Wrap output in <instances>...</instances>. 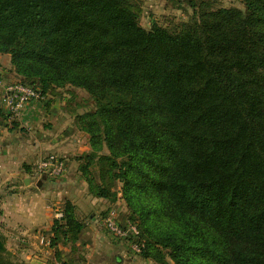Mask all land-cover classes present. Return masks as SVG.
<instances>
[{
	"label": "trees",
	"instance_id": "1",
	"mask_svg": "<svg viewBox=\"0 0 264 264\" xmlns=\"http://www.w3.org/2000/svg\"><path fill=\"white\" fill-rule=\"evenodd\" d=\"M241 1L187 0L188 22L146 31L134 0H0V55L19 82L45 96L49 69L84 71L72 81L95 109L79 126L110 152L91 194L113 202L122 184L157 264H264V0ZM74 214L66 203L51 247L75 243Z\"/></svg>",
	"mask_w": 264,
	"mask_h": 264
},
{
	"label": "rangeland",
	"instance_id": "2",
	"mask_svg": "<svg viewBox=\"0 0 264 264\" xmlns=\"http://www.w3.org/2000/svg\"><path fill=\"white\" fill-rule=\"evenodd\" d=\"M210 4V10H217L220 8L226 9H238L242 13L245 12V6L241 0H204ZM135 4L139 8V24L140 26L149 31L153 25H157L161 28H166L168 30L176 29L180 23H186L190 20L192 16V9L187 5V0H134ZM11 66V64H10ZM44 66L33 64L31 69L35 72L42 71ZM49 71L53 75V81L51 82L50 89L45 95L44 100L39 101L44 107L43 114L50 115L52 104L56 105L55 114L62 115L64 121L62 124L55 123V125L48 124L49 131L54 132L52 138H57V143H64L66 146V154L63 155L54 145L46 144L44 154L40 157L38 162L48 155H56L66 163V168L70 166L73 162L74 168L70 171L67 169L66 174L61 178L53 177H43L36 174L38 162L32 165L28 169L27 177L31 181V189L33 191L40 190L38 187V181L43 178L49 180L63 179L67 176L68 171L70 172V177H72V183L77 185L75 189L72 190V202L70 200L61 201L60 205L52 208L53 220L56 213H63L66 203L73 205L74 207V217L82 228L78 231H74L75 243L66 242L62 240V237L57 240L55 246H44L41 249L45 259L39 263L37 261H31V258H26L27 254L22 253L20 247L16 245L12 247L8 244L9 238V228L7 224L4 223L3 217L0 215V264H87V255L94 251V241L100 240H111L114 238L104 227L103 221L109 211H115L117 215V221L119 222L123 231H129L131 228H135L139 233L137 227V216L133 214L131 208L128 206V199L124 197L122 191V184L120 182H114L111 184V190L116 194L115 200L107 201L100 199L91 194L90 182L93 185L101 184L102 181L108 183L107 175L104 170L107 167V163L101 157L109 156V149L102 145L100 151L93 153L92 146L90 143L89 134L82 131L79 126V116L84 113L92 112L95 109V104L91 99L90 95L82 88L77 86L73 81L72 77L83 75L84 71H78L76 69L69 68L65 70V73H59L57 71ZM4 82L9 83L12 81H21L24 78L19 75L11 66L9 73L5 75ZM8 80L9 82L5 81ZM37 77L33 78L32 81H36ZM17 120H11L8 116L2 113L0 110V122L3 128L13 131L12 125L19 124ZM82 123V122H81ZM53 127V130H52ZM18 132V131H17ZM20 134H28V132L19 130ZM24 137V135L22 136ZM73 147V148H72ZM74 149V150H72ZM92 154L91 159H86L87 155ZM89 163V166L86 164ZM21 184V182H20ZM74 200H81L82 209L79 210L77 204H74ZM149 200V195L146 192L133 193L131 196V201L144 204ZM1 206V203H0ZM62 221V220H61ZM91 221H95L90 224ZM88 224V225H87ZM69 236V234L67 235ZM46 237V236H44ZM110 237V238H109ZM52 238V237H51ZM49 240L50 244V239ZM72 238V235H70ZM68 239V237H67ZM139 239V238H138ZM122 241V240H121ZM19 244L23 243L18 240ZM80 243V246L78 245ZM130 249V241H122ZM58 244L63 245H74L73 255L71 258H67L66 262H62V256L57 249ZM90 245V247H86ZM72 249V248H71ZM33 252V251H32ZM131 252V251H130ZM132 253V252H131ZM136 257L138 259V264H157L151 259L143 258L140 253L133 254L131 257ZM52 257H54L52 259ZM164 264H173L168 257L164 259Z\"/></svg>",
	"mask_w": 264,
	"mask_h": 264
},
{
	"label": "crops",
	"instance_id": "3",
	"mask_svg": "<svg viewBox=\"0 0 264 264\" xmlns=\"http://www.w3.org/2000/svg\"><path fill=\"white\" fill-rule=\"evenodd\" d=\"M0 66L5 78L11 69L8 55H0ZM5 81L9 82L6 79ZM55 108L56 105L52 104L49 108L50 115H44L43 105L31 102L17 119L19 124L11 126L13 129L17 127L18 132L16 129L10 131L0 125V215L9 228L8 244L12 247L17 245L23 249L22 253L26 252V258H31V261L37 263L45 259L41 245L50 246L47 237H53L52 208L64 200L72 202V190L77 187L74 181L72 183L69 172L74 168L73 162L67 167L69 171L65 178H43L38 181V187L41 189L37 191L31 189V181L27 177L28 169L44 154L46 144L54 145L52 148H56L63 155L66 154L64 143H57L58 139L52 138L54 132L46 127L48 124L54 126L55 123L62 124L64 121L62 115L55 114ZM19 130L28 134H20ZM73 203L77 204L79 210L83 208L81 200H74ZM94 222L91 221L90 224ZM110 239L94 241L95 249L87 255V264H138V259L131 257L133 253L124 242L112 237ZM18 240L23 243L19 244ZM77 246H80L79 242ZM73 247L74 245H57L62 262L72 257Z\"/></svg>",
	"mask_w": 264,
	"mask_h": 264
},
{
	"label": "built area",
	"instance_id": "4",
	"mask_svg": "<svg viewBox=\"0 0 264 264\" xmlns=\"http://www.w3.org/2000/svg\"><path fill=\"white\" fill-rule=\"evenodd\" d=\"M45 96L38 89L25 85L19 81L5 83L3 70L0 66V110L11 120L18 119L31 102L44 100ZM67 168L64 160L56 155H48L41 159L37 165L36 174L43 177L61 178L66 174ZM61 212L55 214V220H61ZM105 229L118 241H130V251L133 254L140 253L141 246L138 243L139 233L135 228L123 231L115 211H109L103 221Z\"/></svg>",
	"mask_w": 264,
	"mask_h": 264
},
{
	"label": "water",
	"instance_id": "5",
	"mask_svg": "<svg viewBox=\"0 0 264 264\" xmlns=\"http://www.w3.org/2000/svg\"><path fill=\"white\" fill-rule=\"evenodd\" d=\"M63 264V263H62Z\"/></svg>",
	"mask_w": 264,
	"mask_h": 264
}]
</instances>
